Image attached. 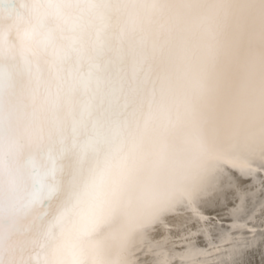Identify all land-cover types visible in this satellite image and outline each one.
Segmentation results:
<instances>
[{
	"label": "snow or ice",
	"instance_id": "6c2138e0",
	"mask_svg": "<svg viewBox=\"0 0 264 264\" xmlns=\"http://www.w3.org/2000/svg\"><path fill=\"white\" fill-rule=\"evenodd\" d=\"M0 264H264V0H0Z\"/></svg>",
	"mask_w": 264,
	"mask_h": 264
},
{
	"label": "clouds",
	"instance_id": "9594fccd",
	"mask_svg": "<svg viewBox=\"0 0 264 264\" xmlns=\"http://www.w3.org/2000/svg\"><path fill=\"white\" fill-rule=\"evenodd\" d=\"M252 27L253 22L251 20L247 22V26L238 22L234 30L224 38L225 42L231 45L241 64H243L250 53V47L253 41ZM195 172L196 169L194 168L192 178L195 177Z\"/></svg>",
	"mask_w": 264,
	"mask_h": 264
},
{
	"label": "bare ground",
	"instance_id": "6f19581e",
	"mask_svg": "<svg viewBox=\"0 0 264 264\" xmlns=\"http://www.w3.org/2000/svg\"><path fill=\"white\" fill-rule=\"evenodd\" d=\"M168 238L171 242V246L174 247L175 249H185L186 250L189 246L187 243V237L184 233H180L175 236H170ZM196 259L197 261H199V259H202V258L197 257Z\"/></svg>",
	"mask_w": 264,
	"mask_h": 264
}]
</instances>
